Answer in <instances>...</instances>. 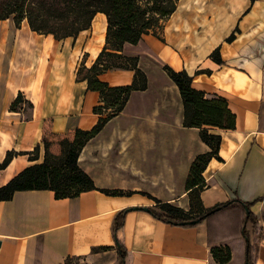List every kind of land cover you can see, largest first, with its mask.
Segmentation results:
<instances>
[{"label":"crops","instance_id":"1","mask_svg":"<svg viewBox=\"0 0 264 264\" xmlns=\"http://www.w3.org/2000/svg\"><path fill=\"white\" fill-rule=\"evenodd\" d=\"M1 28L0 162L7 151L24 153L0 169V186L43 159L44 139L58 154L59 137L96 124L93 107L100 103L99 92L87 89L74 66L94 62L104 45L106 18L97 13L90 28L76 38L55 39L32 31L25 21L17 27L12 18L0 20ZM144 37V43L126 44L123 54L143 52L158 66L184 69L192 87L205 91L206 97L226 98L236 116L234 128H212L222 137V161L210 159L203 172L202 208L231 200L249 207L224 205L189 227L134 208L154 206L152 196L188 210L189 166L198 153L209 150L197 128L182 125L177 86L164 71L153 83L151 71L138 63L147 75V88L134 91L123 110L78 155V165L98 189L66 198H56L52 190H21L0 200V264H117L120 249L125 252L122 264H218L212 246L229 247L224 264H250L243 233L246 210L257 218L251 258L254 264H264V54L244 56L235 37L221 47L223 63L217 64L209 57L211 51L204 57L172 53L153 35ZM260 47L255 43V50ZM152 49L155 57L147 53ZM100 79L110 85L129 84L133 71L109 70ZM18 94L22 100L13 110ZM125 113L127 117H121ZM36 145L38 159L30 161L25 152ZM99 188L130 194L108 195ZM122 210V226L114 232V217Z\"/></svg>","mask_w":264,"mask_h":264},{"label":"trees","instance_id":"2","mask_svg":"<svg viewBox=\"0 0 264 264\" xmlns=\"http://www.w3.org/2000/svg\"><path fill=\"white\" fill-rule=\"evenodd\" d=\"M178 1L0 0V20L12 18L17 27L25 21L32 31L45 35L51 34L55 39L76 38L81 31L90 28L97 13H103L106 18L102 49L89 67L81 63L77 69V77L86 82L87 89L99 92L100 103L93 107V112L98 115L96 124L90 130L77 128L72 132L71 137L64 136L59 139L58 154L50 151V142L44 139L43 159L26 166L7 183L0 186V200H9L15 191L21 190H52L56 198H66L75 197L83 191L98 189L92 178L78 165V155L84 144L98 134L109 119L123 110L130 95L134 91L145 90L148 84L146 73L138 65L139 55L123 54L122 48L124 50L126 44L137 45L145 34L160 38L161 23L176 10ZM255 1L250 0V3ZM236 32H239L237 26L225 38V41L228 43L233 41ZM209 57L217 64L223 63L219 46L210 52ZM116 69L133 71L132 81L129 84L110 85L100 79L101 74ZM162 69L178 88L183 105L182 125L187 128H197L200 140L209 147V150L198 153L189 166L185 180L189 209L184 210L149 195L155 201V205L149 207L150 213L157 219L182 225L180 222L199 219L218 206L245 204L249 207L250 203L231 200L210 209L202 208L199 193L205 183L203 172L210 159L222 161L219 156L222 137L219 132H213L212 128L232 129L235 127L236 116L230 110L226 98L219 95L206 97L205 91L192 87V77L184 69L175 70L168 64L162 65ZM21 100V94H18L11 108L14 110L17 102ZM23 153L7 151L0 162V169L6 167L14 155ZM25 153H28L30 161H36L39 145ZM100 190L108 195L130 194L121 189ZM210 215L212 213L207 214L198 223L207 220ZM123 218V210L115 215L114 232L122 226ZM195 225L183 224L187 227ZM256 231L257 218L254 213L250 210L243 212V233L248 241L247 259L250 264H254L251 258L250 242ZM210 251L218 264H224L230 258L228 246H212ZM124 255V250L120 249L117 264H122Z\"/></svg>","mask_w":264,"mask_h":264},{"label":"rangeland","instance_id":"3","mask_svg":"<svg viewBox=\"0 0 264 264\" xmlns=\"http://www.w3.org/2000/svg\"><path fill=\"white\" fill-rule=\"evenodd\" d=\"M161 24L160 38L154 37L162 43V49L172 53H197L204 57L217 46L221 53V47L228 46L225 38L237 26L239 32L235 35L237 43L243 48V55L264 54V0H256L252 4L250 0H179L176 10ZM139 42L144 43L145 37ZM255 43L261 45L259 52L254 49ZM147 53L155 57L153 49ZM137 55L138 63L151 71L154 76L152 82L155 83L156 77L164 71L162 66L143 52ZM79 66L75 65L74 68L77 70ZM121 117H127V114Z\"/></svg>","mask_w":264,"mask_h":264},{"label":"water","instance_id":"4","mask_svg":"<svg viewBox=\"0 0 264 264\" xmlns=\"http://www.w3.org/2000/svg\"><path fill=\"white\" fill-rule=\"evenodd\" d=\"M134 208L135 209L142 208V209H145V210H149L148 208H145V207H134ZM220 208H221L220 206L215 207L214 209L210 210L208 213H206L205 215H203L199 219H193V220L183 221V222H180V224H182V225L183 224H189V225L197 224L199 221H201L202 219H204L207 214L213 213L214 211H216V210H218ZM245 209H246V207H245ZM246 212H248V210H246Z\"/></svg>","mask_w":264,"mask_h":264}]
</instances>
